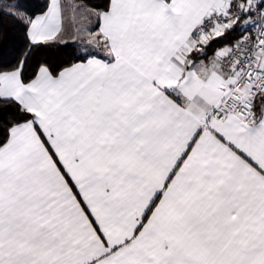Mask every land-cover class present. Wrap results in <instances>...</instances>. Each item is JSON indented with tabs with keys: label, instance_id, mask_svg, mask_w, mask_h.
Listing matches in <instances>:
<instances>
[{
	"label": "snow or ice",
	"instance_id": "1",
	"mask_svg": "<svg viewBox=\"0 0 264 264\" xmlns=\"http://www.w3.org/2000/svg\"><path fill=\"white\" fill-rule=\"evenodd\" d=\"M2 16L25 44L0 67V264H264V0ZM69 30L77 62L29 71Z\"/></svg>",
	"mask_w": 264,
	"mask_h": 264
},
{
	"label": "trees",
	"instance_id": "2",
	"mask_svg": "<svg viewBox=\"0 0 264 264\" xmlns=\"http://www.w3.org/2000/svg\"><path fill=\"white\" fill-rule=\"evenodd\" d=\"M11 3L12 0H6ZM46 0H21L25 8L29 12L38 13L41 6ZM92 6H103L106 0H87ZM237 33L232 32L226 34L211 42L208 52L211 55L216 49L223 47L225 44H230L237 38ZM25 44L23 29L15 21L8 16L0 17V67L10 66L19 58L20 51ZM79 45L73 43L59 44L53 47L42 48L33 53L29 60V71L33 70L36 64L47 62L54 68L67 66L73 62H77V52Z\"/></svg>",
	"mask_w": 264,
	"mask_h": 264
},
{
	"label": "rangeland",
	"instance_id": "3",
	"mask_svg": "<svg viewBox=\"0 0 264 264\" xmlns=\"http://www.w3.org/2000/svg\"><path fill=\"white\" fill-rule=\"evenodd\" d=\"M5 3H9V2H5ZM66 40H68V43H73V44H77V45H79L78 44V42L77 43H74L72 40H71V30H69V34L68 35H66ZM80 46V45H79Z\"/></svg>",
	"mask_w": 264,
	"mask_h": 264
},
{
	"label": "built area",
	"instance_id": "4",
	"mask_svg": "<svg viewBox=\"0 0 264 264\" xmlns=\"http://www.w3.org/2000/svg\"><path fill=\"white\" fill-rule=\"evenodd\" d=\"M4 2H6V0H4Z\"/></svg>",
	"mask_w": 264,
	"mask_h": 264
},
{
	"label": "crops",
	"instance_id": "5",
	"mask_svg": "<svg viewBox=\"0 0 264 264\" xmlns=\"http://www.w3.org/2000/svg\"><path fill=\"white\" fill-rule=\"evenodd\" d=\"M68 43V42H67Z\"/></svg>",
	"mask_w": 264,
	"mask_h": 264
}]
</instances>
